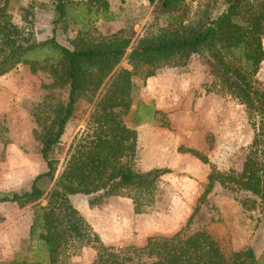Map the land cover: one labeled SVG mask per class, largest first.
<instances>
[{
    "label": "trees",
    "instance_id": "trees-1",
    "mask_svg": "<svg viewBox=\"0 0 264 264\" xmlns=\"http://www.w3.org/2000/svg\"><path fill=\"white\" fill-rule=\"evenodd\" d=\"M51 1L55 25L63 23L67 27L71 22L85 28L91 20L111 18L108 0ZM185 1L148 0L159 3L170 23L131 46L130 38L118 34L90 38L77 33L70 40L71 48L59 44L54 35L36 41L33 26L15 23L8 0L0 1V76L18 64H27L33 72H48L52 81L45 87L66 91L64 97L56 99L47 93L34 112V136L47 170L35 175L28 190L0 193V202H16L21 207L33 204L29 240L33 254L38 248L43 251L41 261L35 264H64L63 259L78 255L85 247L95 250L91 264H264V255L257 259L251 248L227 258L206 229L190 235L181 228L169 236H148L141 246L107 245L69 199L70 194H125L132 199L136 213L154 203L161 176L171 170L134 169L138 133L123 122L122 115L138 89L134 79L138 70L145 80L161 67L182 66L192 55H198L213 78L245 107L253 136L242 149L239 169L221 171L211 165L186 224L192 222L216 183L235 195L244 193L238 200L245 210L264 209V86L257 81L264 59V0H210L195 19L186 23ZM125 54L133 68L118 69L97 97L86 128L74 137L57 173L59 162L52 154L78 101L93 98ZM138 105L141 110L136 123L149 121L160 112L152 104ZM186 151L208 163L200 152ZM41 197L46 198L44 205L35 203Z\"/></svg>",
    "mask_w": 264,
    "mask_h": 264
},
{
    "label": "rangeland",
    "instance_id": "rangeland-1",
    "mask_svg": "<svg viewBox=\"0 0 264 264\" xmlns=\"http://www.w3.org/2000/svg\"><path fill=\"white\" fill-rule=\"evenodd\" d=\"M108 1L111 18L91 20L85 28L71 22L67 27L63 23L55 25L51 0H8V9L15 23L33 26L36 41L54 35L59 44L69 48L70 40L77 33L90 38L118 34L130 38L131 46L136 40L151 37L170 23L159 3ZM208 2L210 0H186L183 7L185 23L195 19ZM262 44L264 48V37ZM126 54L105 77L93 98L78 101L60 144L52 154L59 162L57 173L74 137L86 128L97 97L104 92L118 69L133 68ZM139 73L140 70L134 76L138 89L122 119L138 133L134 169L142 172L166 167L171 170L161 176L153 196L154 203L136 213L132 199L125 194L109 197L99 193L70 194L69 199L107 245L117 248L141 246L148 236H169L181 228H184L185 235H190L206 229L227 258L238 250L251 248L260 260L264 255V209L245 210L238 200L244 193L235 195L216 183L192 222L186 224L206 184L211 165L221 171L240 168L242 149L253 136L245 107L213 78L198 55H192L182 66L161 67L145 80ZM51 81L48 72L42 69L33 72L29 65L22 63L0 76L2 194L28 190L35 175L47 170L34 136L37 128L34 112L47 93L50 92L55 99L64 97V89L45 87ZM257 81L264 86V59ZM139 102L152 104L160 112L149 121L136 123L141 110ZM189 148L205 155L208 163L186 151ZM35 203L44 205L46 198L41 197ZM32 215V203L21 207L16 202H0V264L41 261L43 251L38 248L33 254L29 240ZM94 255L92 247H85L78 255L63 261L64 264H91Z\"/></svg>",
    "mask_w": 264,
    "mask_h": 264
}]
</instances>
